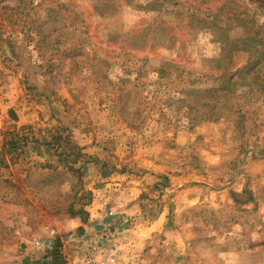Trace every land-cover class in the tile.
<instances>
[{
	"label": "rangeland",
	"instance_id": "1",
	"mask_svg": "<svg viewBox=\"0 0 264 264\" xmlns=\"http://www.w3.org/2000/svg\"><path fill=\"white\" fill-rule=\"evenodd\" d=\"M257 54L264 0H0V264L71 231L69 209L87 223L93 190L123 174L156 176L140 217L161 223L135 248L107 232L115 264L129 249L130 264H264ZM72 90L95 150L68 133Z\"/></svg>",
	"mask_w": 264,
	"mask_h": 264
},
{
	"label": "crops",
	"instance_id": "2",
	"mask_svg": "<svg viewBox=\"0 0 264 264\" xmlns=\"http://www.w3.org/2000/svg\"><path fill=\"white\" fill-rule=\"evenodd\" d=\"M62 93L64 97H67L68 103L73 105L71 110L67 111L68 114L65 115L64 118L65 120L71 121V123L69 121L66 122L67 127L69 126L71 128L68 132L71 135V140L78 144L84 143L85 145L91 146L93 150L97 149V140L92 134L95 130L93 129V124L89 122V130H86L85 126H83L81 122L82 115L89 117L88 119H92L93 109L83 106L84 104L82 102L81 92L76 94V91L72 90L67 93L68 95L65 94V92ZM93 108L96 107L93 106ZM30 110H32V108L29 109V123H33L35 112H30ZM26 119L28 118H23V122L21 121L20 123H27ZM4 147L5 144L0 141V157L1 154H3ZM91 148L90 150H92ZM34 150V152L31 151L30 155H34V157L38 156L36 160L38 162L44 161L42 158H45L46 155L44 154L45 150L43 147L37 146ZM87 150H89V147H87ZM28 151L30 150L28 149ZM24 157L26 158L27 155ZM93 168V163H88L83 167V171L85 173H89L93 170ZM96 181L100 180L98 178L91 177L90 183L94 184ZM156 181V176L151 175H144L135 179L129 174L119 175L116 178H104V180H101V182H105L101 186V189H97L96 192L93 190L92 199L86 210L87 213H89V216L87 217L88 222L80 224V219L74 217V219L70 221L71 225L74 226L71 230L75 231L79 229L82 231L93 227L97 231H105V234L113 231L114 235L118 234L117 236H119L120 234L125 237V240L127 241V243L125 242V248H135L137 245L136 242L141 241L140 235L146 236V234H149L152 230H158L159 224L161 223L160 217H157L146 224L143 221V218L140 217L142 211L140 195L142 191H145L144 188L146 186L152 185ZM128 192L130 193L128 194ZM46 243L48 244L50 242L48 241ZM46 248L50 249L47 246ZM133 250H126L125 253V256L128 257L127 261L129 264L132 263V259L134 260L133 254H130ZM46 253L47 252L38 253L32 251L29 255V264H40ZM33 259L38 261L32 262Z\"/></svg>",
	"mask_w": 264,
	"mask_h": 264
},
{
	"label": "built area",
	"instance_id": "3",
	"mask_svg": "<svg viewBox=\"0 0 264 264\" xmlns=\"http://www.w3.org/2000/svg\"><path fill=\"white\" fill-rule=\"evenodd\" d=\"M3 122L4 116L0 110V131ZM108 237L105 232L97 231L92 227L82 231H68L48 244L34 240L31 248L33 252L45 253L57 244L65 264H115L117 250L109 243Z\"/></svg>",
	"mask_w": 264,
	"mask_h": 264
},
{
	"label": "trees",
	"instance_id": "4",
	"mask_svg": "<svg viewBox=\"0 0 264 264\" xmlns=\"http://www.w3.org/2000/svg\"><path fill=\"white\" fill-rule=\"evenodd\" d=\"M262 61V62H261ZM254 64H264V59H260L259 55H254L252 61ZM12 141V140H11ZM84 210L72 211L68 210V213L71 217L78 216L79 213H82ZM86 216V215H85ZM85 221V220H84ZM41 264H65L63 257L59 253V246L55 244L43 257Z\"/></svg>",
	"mask_w": 264,
	"mask_h": 264
}]
</instances>
